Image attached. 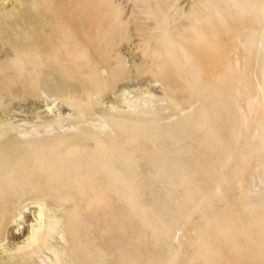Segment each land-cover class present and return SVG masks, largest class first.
Wrapping results in <instances>:
<instances>
[{"label":"bare ground","instance_id":"6f19581e","mask_svg":"<svg viewBox=\"0 0 264 264\" xmlns=\"http://www.w3.org/2000/svg\"><path fill=\"white\" fill-rule=\"evenodd\" d=\"M2 1L4 2L5 0H2ZM98 1L99 0H89L88 3L86 5H84L83 3H81V0H6V3L7 2L8 3L6 5L4 4V6H2V8L0 9V11L2 13H4L3 16L4 15H11V14L13 15V13L17 14L18 13L17 8L19 5L25 6L27 8V10L30 11V16L25 18V20L21 19V21H20V19H18L19 20L18 22L10 23V22L4 21L5 23H0V27H3L6 29V31H0V83L2 84V86L7 88V94H5V95L13 96L14 98L16 96H18V97L22 96L23 98L25 97L27 99H32V100L34 99V97L39 96L38 101L35 100V103L32 106L31 111H32V109L34 110V112L38 109H43V110H46L47 113H49V116L45 117V119H44L45 121H42L41 125H36L35 128L33 127L32 128L33 130H31L30 132L26 131V130L25 131L23 130L21 132L19 131V133L21 135H23V134L27 135L28 134L29 135V136L27 135L29 137L28 139H21L18 136V134H19L18 133L17 136L16 135L6 136V137H4L5 139L1 138L2 141L0 140V264H14L16 261V258L29 261L36 256L39 257V262L36 264H86L85 261L87 262L89 257H90V259H92L93 257L90 256V255H92V253H90L89 250H87V252H86V246L84 243L85 240H83V235H82L83 233L81 232L82 231L81 229L84 228L85 226L84 227L81 226L82 228H80V224H82L80 222V219H79L80 212L83 211V212H85L84 214L88 215L87 214L88 211H90L89 213H91L92 210H96V209L98 210L99 207L104 208L105 206H107L109 204L108 202L112 201V200L108 201L109 196H112V195L114 197H118L120 200H122V199L124 201L126 200V202H128V204L133 201L134 196H136V193L134 194L133 187H131L130 183H128L126 181L127 176L129 174L128 173L129 171L127 170V168H128V165L131 164L127 159L131 158L132 154H135V153L138 155V157L132 156L133 158H139V155H141L140 157H142V159H143L144 156H142V152H143V150H147V149H143L146 146L142 147V145L145 141L150 143V145L152 146L151 149L153 151V152L151 151V153H153V154H150V153L146 154L145 153L146 154L145 159L148 158L147 155H151V157H152V158L148 159V163H149L148 165H150L149 160L150 161L155 160L151 165V167H153L154 172L153 173L151 172V174H150V172L148 173L145 170L149 174L148 178H147V176H145V178H146L147 182H148V180H149V182L152 181L153 185H154V182H155V184H156V182H159L162 187H164L165 184L168 186L171 185L170 184L171 180L168 179V177L170 178V176L173 175L172 174L173 172L172 173L170 172L171 173L170 175H165V174H169L168 171H170L172 168L178 169L179 168L178 166H181V165H179V162L177 163L178 159L175 160L176 158L180 159V157H181V156L175 157L176 154H178L177 153L178 151L181 153L184 152V154L186 153L185 155H188L187 153H189L191 158H188V159L192 160L194 158V160H192V163L195 162V164L193 166L191 165L192 163L190 164V166H192L193 168H195L196 167L195 165L197 163H200V162H202L203 164L205 162V164L207 163V166H208V164H212V163L223 164L227 160L231 159V157H232V159L233 158L237 159V157L232 156V155H234L235 152H237L239 150V148H241V151L239 150V152L237 154L240 153L241 155L244 156V158L245 157H247V158H250V157L254 158L255 157L256 158V156H257V153H256L257 149H254L248 142L242 141L243 142L242 143L241 140H239V139H242L241 137L244 134L245 135L247 134L248 130L249 131L252 130V133H254L253 131L256 130V127L254 129V126H255L254 125L253 128L251 127V129H248V130L246 129V133L242 132L243 131L242 128L244 129L245 127L247 128L248 126L250 128V125H247L248 122L247 123L245 122L246 126L243 127L244 122L242 121L243 125L241 126L240 122L237 120V118L234 115H230L227 113L228 110H227V103L226 102H227V100H228L227 98L230 96V94H229V92L227 93L225 91L226 88H224L229 83V72L232 70L231 62H232L233 55H231V53H232L231 49L233 48L234 51H235V49L237 50L238 44L236 42H238L237 39L239 37H241L243 28H241L239 25L235 29H233L227 36L229 38V40L232 39L231 40L232 46L228 44L229 46L224 47L221 44H220V46L218 45V41L221 40V36H222L218 25L219 26L222 25V14L224 12H230L231 14H235V15L236 14L242 15V13H246V14L253 17L255 15L254 9L256 6H258V8H260V10H258L260 12L257 11V13L260 14L262 16V19L264 20V0H261L260 2L258 0H215L213 2L211 1L212 3H210L211 7L209 9L204 7L203 11H196V9H193L191 7L193 2H191V4L189 5V7L187 9L181 10L178 8V11L176 10L175 21H178V24H175V23L170 24L169 23L170 29L175 28V31L171 34L167 33V30L165 27V22L163 21L161 13H159V14L156 13L155 8L157 7V5L154 2H153L154 3L153 6H146V5H142V4L136 6L134 4L135 7L133 10L135 12H137V15L136 14L133 15L132 14L133 11L131 10L132 11V12H130L131 15L127 16V14L129 13L127 11V14L125 16H123L117 20L115 15H114L115 10L111 11L110 6L107 5V3L110 2V0H109V2H107L105 4H98ZM162 1H165V0H162ZM0 3H2V2L0 1ZM122 6H125V5L123 4ZM131 6H129V7L131 8ZM166 9H168V7ZM196 12L198 15L196 14ZM170 14H172V13H170ZM258 14H257V16H258ZM242 16H244V14ZM24 17H26V16H24ZM8 18H9V16H8ZM125 19L127 22L126 24H132V26L129 28V30L131 29L132 32L129 34V37H130L129 41L127 43H125L124 46H122L123 48H121V46H120V48L122 49L121 52L123 50H124L123 52H128V53L131 52L133 54V56L138 57L139 62L143 63L144 71L148 72L149 74L152 75L151 76L153 78L152 80L155 83H159L161 93L163 92V96L166 99H168L170 102H172L173 107H175V106L178 107L177 104L180 102L179 98H182L181 101L183 99L188 100V101L191 100L192 103H194L195 105L198 104L197 108L195 107V110L191 114L189 113L188 115H184V116L182 115L183 117L182 118L180 117V119L178 118L177 121H174L173 123L169 122V125L167 124L166 126H161V127H159L158 125L156 127L153 126V121L138 122L135 120L133 122L131 121V124L129 123V125L128 126L126 125V128H124L125 127V120H124V117L121 116L120 118L123 120L119 119L117 121L110 122V124L108 122H106V125L109 127V129L112 132L114 131L113 135H111L110 132L108 133L110 136L108 138L106 137L107 132L103 131V125H99L100 126L99 130H96L95 128H93L91 126H86V127L81 126L78 128L77 124L75 126L74 123H73L74 125L69 126V127H71V129L76 131V132H79V133L82 132V134H80V135L70 134L68 136H65L64 134H62V135L60 134L62 137L56 138V139L49 137V136H51L50 134L53 135V132H51L52 126L56 125L60 128H63L62 122L64 120L61 119L59 116H57L58 114L57 115H51L50 114V112H52L50 110H52V109L50 106H48V102H47L48 98H47V96L44 95L45 94L44 92L53 91L57 96H60V97L64 95L63 97H61V99L60 98L59 99L64 104L66 103L67 106H69V102H68V99L66 98V95H70L71 98L73 97L75 100H77L75 102L76 103L75 105L78 107V105L85 104L84 103L85 101H88V100L94 101L96 96L101 93L103 88H106V86H108V84L113 83L114 80L120 78L121 74L118 71L119 69H117V67L121 63V59L120 60L115 59L114 57H115L116 52L114 51V49H113L114 52L113 51L110 52L109 47H110V45H112L111 42L114 41L116 43L118 41V40L117 41H115V40L117 38L118 33L120 31H122V29H123L122 22H124ZM3 20H5V19H3ZM122 20H124V21H122ZM0 21H2V20L0 19ZM171 21H168V22H171ZM245 21L246 20H244V22ZM244 25L246 26V24H244ZM246 27H245V29L248 28V27L247 28ZM3 28H2V30H3ZM222 29H223V27H222ZM224 29H226V26ZM223 31H225V30H223ZM253 31L254 30H252V32ZM244 32L248 33V31H246V30H244ZM9 37H11V38H9ZM250 37H251V34H250V36L247 37L245 42H242L240 40L241 41L240 46H242L240 48H243L244 51L247 53V55H249L251 53L252 46H254L253 43L251 44L250 40L248 39ZM254 37H255V35L252 36V38H253L252 42H254V44L256 45L257 48H260V49H262V51H264V32H263L261 39L258 41H256V39ZM244 40H245V38H244ZM257 48H256V51H257ZM118 51H119V49H118ZM230 51H231V53H230ZM236 52H238V51H236ZM240 53L243 54V51ZM253 53L254 52H252V55L250 54L249 56H252V59L253 58L255 59L256 57H254V56L256 54L253 55ZM263 54H264V52H263ZM257 55H258V53H257ZM241 58L245 59L246 56L245 57L242 56ZM258 58H256V59L259 60ZM257 60H256V63L259 65H257V64L255 65L254 64L255 61L253 62L250 59V62H253L254 66L251 67L250 63L249 64L246 63L247 64L246 67L249 68V66H250L251 69L254 67L255 68L259 67V69H258L259 75L258 76H260V79L257 76L258 81H260V83H261V84H259V88L264 91V58L261 59L260 63ZM245 61L246 60H244L243 63ZM236 64H239V63H236ZM237 67H238V65H237ZM237 67L235 66V68H237ZM243 68H245V67L243 66ZM239 69L237 70L238 72H240L242 68L240 70ZM242 70L244 71L245 69H242ZM246 70L248 72L250 71V69H247V68H246ZM252 70L254 72V69H252ZM103 73H106V76H103ZM243 73L245 74V71ZM243 73L240 72V75H242ZM237 76L239 77L238 73H237ZM244 78H245V76L243 77V75H242L241 79L244 81V84L247 81L246 87H248L247 84H250L248 82L250 79H248V77H246L245 78L246 81H245ZM46 80L48 82H45ZM236 80L238 81L239 79H236ZM154 82H153V84H154ZM233 82H235V81H233ZM238 83H241V85H238ZM238 83H237V85L235 83L236 87L237 86L242 87L244 85V84H242V82H238ZM252 86L250 85V87H252ZM124 87H125V85L120 88V92L123 93V95H124V93L128 92L127 89H125ZM252 88H250V90ZM237 89H239V92H240V88H237ZM243 89L245 91V85H244ZM234 90H233V92L236 91V90L235 91ZM244 91L243 92L241 91V92L244 93ZM246 91H248V89ZM2 93L4 94V92H2ZM2 93L0 92V94H2ZM42 93H44V94H42ZM245 93H247V92H245ZM250 94L251 93H249L248 96L246 94H244V96H243V94H239V95H242L243 97H245V100H247L248 97L250 96ZM243 97H241L240 99H238L236 97L238 100H235V101H238L240 104V101L243 99ZM25 98H24V100H25V102H27L28 100L26 101ZM50 98H49V100H50ZM154 100H155V98H154ZM154 100H153V96L148 97V98L144 97V98H140V99H135L134 101L131 102L130 108L135 113L136 112L140 113V115H141V113H146L145 115H147V112L152 114L151 112L154 113L156 110H160V107L158 108V104H156ZM245 100L243 99V102H245ZM158 102H159V100H158ZM236 103L234 105H236ZM245 103H248V102L246 101ZM28 104L30 105V103H28ZM28 104L27 105L25 104L27 106V108L23 106L24 108H26V111L28 109ZM169 104L171 105V103H169ZM237 106L238 105H236V107ZM19 107L21 108V105ZM168 107H170V106H168ZM239 108H240V106L237 107L238 110H239ZM8 110H11V109H8ZM22 111H19V112L21 113ZM31 111L28 110V112H31ZM1 112H2V110H1ZM1 112H0V137L2 135H4L5 132H6V135H8L7 134V132H8L7 125H8V120H9L8 119L9 117H6ZM23 112H25V111H23ZM159 112L161 113V111H159ZM159 112L156 111V113H158V114H159ZM151 116H154V115L152 114ZM245 118H247V117H245ZM144 119H146V118H144ZM10 120H11V118H10ZM243 120H244V118H243ZM248 124H251V126H252L254 123L250 121ZM40 126H42V128ZM146 126H147V128L150 127V130L146 129ZM239 126H241L242 128L240 129ZM141 127L143 129H141ZM151 127H154V128H152V130H151ZM38 128H41L42 130H39ZM144 128L146 130H144ZM135 129H138V130L135 131ZM262 130H263V132L261 133V135L258 139V143H259V145L261 144L263 146L264 144H262V143L264 142V126H263ZM198 132H200V133H198ZM196 133L198 135L200 134V136H197ZM252 133L248 132V134H250V136ZM248 134L246 136H249ZM255 134L256 133L253 134V140L256 139V137L254 136ZM45 135H46V137H44ZM101 135H103L104 138L103 137L101 138L100 137ZM193 135H195V136H193ZM27 136L25 138H27ZM142 136L144 139L140 138ZM22 138H24V137H22ZM162 138H165V140H162ZM186 140H188L189 142L188 141L186 142ZM190 141H192L196 145ZM164 142L167 143L166 144L167 149H165V150H168V151H166V152H165V150L162 152L163 146L165 145ZM185 142L190 143L189 146H192V145L197 146L198 149L196 147H194V148H196V150L191 148V147L187 148L186 146L182 145V144H185ZM129 145H131V147H135V148L130 149ZM238 145H240V147L239 148L237 147L238 149L236 151L235 148ZM151 146H149V147H151ZM187 146H188V144H187ZM172 147H174V148L172 149ZM160 149H161L162 155L163 154L166 155L168 153V155L165 156L166 158L168 157L167 160H165L166 158L164 159V156L162 157V155L160 153L157 154V151H160ZM199 149L201 151H203V153L205 152L204 153V154H206V156L204 157L205 159H201V157L203 158V155L200 156ZM234 149H235V152L233 151ZM262 149H263V147H262ZM138 151H139V153L141 152V154H139ZM154 151H156V152H154ZM169 151L172 153V155H173V153L175 154V156L173 155L175 157V159L172 158L173 156L171 157V155H169V153H170ZM117 154H119L118 156L120 158L118 160H116L117 158L115 157V156H117ZM154 154H157L158 157L160 154L161 155L160 158H163L161 160H163V162L166 161L165 163H163V162L161 163L162 168L157 164L159 161L156 163V158L158 160V157H156V155L153 156ZM192 154L194 157L192 156ZM214 155L217 157H215ZM241 155H239V156H241ZM258 155H259V152H258ZM127 156H129V157L127 158ZM207 156H208V158H206ZM243 156H242V158H243ZM262 156L263 155L261 154V157ZM154 157H156V158H154ZM258 157L259 156H257V158ZM121 158H122V161H121ZM182 158L183 157H181V159ZM145 159L143 161L139 160V162L141 161V166L145 163ZM238 159H239V157H238ZM240 159H241V157H240ZM258 159H260V158H258ZM258 159L256 160V162L259 165L264 166V160H263L264 158L262 159L263 160L262 162L261 161L258 162ZM131 160L132 159H130V161ZM135 160H137V159H135ZM231 160H230V162H231ZM244 160H241V162L239 160V163L237 162V165L238 164L242 165V162ZM248 160H245L244 161L245 163L244 162L243 163L246 164ZM125 161H127V163L129 162V164L126 165ZM167 161H169V162H167ZM250 161L252 162V160H250ZM137 162H138V160H137ZM169 163L171 165H169V167H167ZM134 164L137 167L139 165V164L137 165L136 161H135V163H133V166H134ZM164 164L166 167L163 168ZM187 164H189V163L187 162ZM187 164L183 163L182 166H185V165L187 166ZM148 165H147V168L149 167ZM233 165L231 164L232 169L234 168ZM255 165L257 166V164H255ZM145 166H146V164L143 166V168ZM198 166H199V164H198ZM200 166H202L201 168H203V170L205 168L210 169V170L209 169L205 170L207 172L206 174H202V173L201 174L205 176L204 182H206L207 179L211 180V183H209L210 184L209 186H211V185L212 186H211V189L207 190V187H206L207 183H208L207 182L205 186H204V184L202 185L203 187H206V189H204L200 185L199 190H201L202 193H203V191L205 192V190L209 191L210 192L209 195H212V194L214 195L215 193H221V190L225 189L224 187L221 186L223 184V183L221 184V182L223 181L222 174H221L222 168L220 167L221 169H219L218 167L214 166L215 169L217 168L216 171H218V169H219V171L221 170L219 173L220 175H215L212 173L213 172L212 169H214L213 165H210L211 167L210 166L207 167L206 165L205 166L200 165ZM228 166H229V164H228ZM238 166L235 167V170L239 168ZM192 167L190 169H191V171L192 170L194 171V169ZM129 168L131 169V167H129ZM197 168L198 167H196V170L199 169V168L198 169ZM225 168L223 167V170ZM243 168H244V166H243ZM162 169H164L163 170L164 172L162 171ZM228 169L230 170V168L227 167L226 170H228ZM178 170L180 171V172L178 171L179 174H176V172H177L176 169L174 170L176 172H175V175H173V176L176 179L174 177H171V179H174L177 181V177H178V180H179L178 182H180L181 185L184 184V186L182 188H184V187L185 188H184V190L182 189L183 191H181V192H183V194L180 193V197H181V200L183 202H178L177 199H179V196L176 197L174 195V193L176 191L172 190L171 187H169L170 188L169 190H166L167 192H165V194H164L165 197L163 195L162 199H160L161 198L160 196L164 193V192L163 193L161 192L162 189L160 190V193H162L161 195L159 193H157V191L154 194L155 196H156V194H159L158 197H160V198H158V199H160V200L157 201L160 204L159 209H162L163 207H167V208H164L165 210L163 211V215H162V213H160V211H158L162 216L159 219V223H157L156 222L157 220H155L153 222L154 224H152V225L159 224V228L161 225L163 230L164 229L170 230L171 228H173L174 223L176 221V219H175L176 215H177V218L178 217L180 218V216H181V219H183L184 215H185V217L187 216V219H188L187 214L189 212H191L192 210L189 211L188 209H191V208H184V207H186V205H188L187 203L192 205V209H196V212L197 211L200 212L199 208L197 210V206H199V205L205 206L207 204V202H209V203L211 202V200H210L211 197H209V198L207 197L208 201L206 200V204H201V203L199 204L197 202L198 201L197 198L200 195L199 196L198 195L193 196V199L195 198V200H192V195H194L193 194L194 191L195 192L199 191L198 187H197V185H198L197 183L200 184L202 181L197 182L198 180H196V179H198L199 177L197 176L198 177L197 178L195 175L196 178L194 179V177H193L194 173H193L191 178H189L193 182L192 183L186 178V176L189 177V175L192 174L191 172L190 173L188 172L186 175L185 173L187 172V170H184V171H181V169H178ZM226 170L224 172L228 173ZM216 171H215V173H216ZM126 172L128 173V174H126L127 176H125ZM232 172L229 173L230 174L229 176L234 175V174H235V176H237V173H235V172L232 173ZM236 172H238V171H236ZM131 174H132V172H131ZM148 174H146V175H148ZM96 175L100 176L102 183L98 182L99 178H98V180L95 179ZM135 175H137V174L135 173ZM226 175H228V174H225L223 176L226 177ZM138 177H140V180H141V176L137 175V178ZM150 177L153 179L150 180ZM192 177H193V179H192ZM137 178L134 177V179H136V180H137ZM164 178L168 179L170 181L165 182ZM184 179H186V180H184ZM199 179H202V176ZM193 180H196L197 183L195 184ZM226 180H228V178ZM229 181L231 182L230 179L228 180V182ZM137 182H138V180H137ZM178 182H176V183L178 184ZM136 183L134 185H136L135 187L138 189H139V187L142 188V186H144V184L142 186H138L141 184V182H140V184H138L139 182L137 184ZM174 184H175V182H174ZM174 184H172V185H174ZM230 184L232 185V183H230ZM233 184H234V182H233ZM160 185H159V187L161 188ZM181 185H180V187L178 186L180 189H181ZM224 185H226V186L228 185L227 188H229V183L224 184ZM231 185H230V187H231ZM149 186H152V184ZM174 186H173V188L177 187V186L176 187H174ZM220 186H221V188H220ZM72 188H74V189H72ZM164 189H166V186L164 187ZM149 190H150V188H149ZM145 191H146V188H145ZM145 191H144V193L142 192L143 195L146 194ZM31 192H36V193L44 195V196H51V197L53 196V198H55V199H53L51 205L48 206L39 197L34 198L33 204L36 205V219H35V223L30 225L28 235L19 244L17 243L15 245L10 246V247L5 246L4 241L6 238V234L9 230L10 224H12V222H16L17 220L22 218V214L20 212H18L17 214L15 213L16 215H10V213L13 210L15 211V209L12 208L13 210L10 212V210H9L10 204L14 199L20 198L22 196L24 197V195L26 193H31ZM158 192H159V190H158ZM223 192L225 193L226 191L223 190ZM223 192L221 193V194H223V196L221 194L220 195L218 194V195L221 197L220 200H222V198H223V201H224V198H227L228 195L225 194V196H226L225 197ZM138 194H140V193H138ZM197 194H198V192H197ZM246 194H247V190H246ZM246 194H245V196H246ZM173 195L177 199L176 198L172 199ZM176 195H179V193ZM202 195H201V197H202ZM204 195H205L204 196V198H205L207 195H206V193ZM261 195H262V192H261ZM261 195L259 196L260 198L262 197ZM124 196H125V198H124ZM196 196H197V198H196ZM252 196H254V195H252ZM146 197H145L146 200L149 199V201H150L152 199V198H150V196H148V199ZM151 197H152V195H151ZM212 197H213L212 199L218 198L216 195H214ZM241 197H242V195H241ZM247 197H249L248 194L245 197V199ZM189 198L191 200H188ZM251 198H253V197H249V200ZM257 198H258V196H257ZM169 199L172 201L169 202ZM202 199L200 201H202V203H204L205 200H202ZM235 199L237 200L238 196H237V198H234V200ZM253 199H252V202H253ZM142 200L139 201V204H144V203H141V202L145 201L144 197H142ZM186 200L189 202H187ZM230 200H227V203L232 206L231 203H233V202L229 203ZM255 200H256L255 204L258 203L257 199H255ZM263 200H264V198H263ZM117 201H115V202H117ZM149 201H147L146 203H148ZM154 201L155 200H153V202H149V204L154 203ZM190 201H191V203H190ZM194 201L197 202V204H198L197 206H195V205L193 206L194 203H192V202H194ZM258 201H260V200H258ZM262 201H260V203H262ZM157 202H155V203H157ZM219 202L220 201H218V203H217V201H215V202L213 201L212 205L211 204H209V205H211V207H213V205H214L213 203H217L219 205V204H221ZM184 203L186 205L183 207ZM120 204H121V202H120ZM120 204H118V205H120ZM139 204L138 205L136 204V207L141 206ZM157 204H154L151 206L144 204V207L148 206V207H145V208H147V210L152 207V209H149L150 210L149 213H151V211L153 210V206H155L156 210L158 209ZM248 204H249V202H248ZM30 205H32V204H30ZM229 205L226 204L227 207ZM234 205H235V203H233V207H235ZM243 205L241 204V206H243ZM245 205H247V203ZM25 206L21 207V209L26 210V208H24ZM111 206L112 205L109 204L108 209L112 211L114 207L112 208ZM114 206H116V205H114ZM181 206L185 209V211H188V212H186V214L185 213L182 214V211H184V210H182ZM110 207L112 209H110ZM123 207H124V205H123ZM187 207H191V206H187ZM194 207H196V208H194ZM128 208L126 210H128ZM145 208H144V210H143V207H142V209L139 208L138 212H139V210H141V212H139V213L136 212L138 214V216H139V214L142 215L141 218H143V219L138 217V218H140V220H142L141 221L142 225L138 223L139 225H141V227L143 226L142 228H144V225L146 224L144 221V218L146 219V217H148V218L150 217V215L149 216L147 215L148 211H146ZM204 208H207V206ZM216 208H214V209H216ZM220 208H218V209H220ZM209 209H210V212L215 211L214 209L211 210L210 206L208 207V210ZM231 209L233 210L234 208L231 207ZM104 210L107 212L109 211V210H106L105 208H104ZM120 210H122V212H123V215L122 214L121 215L124 216L125 213H124L123 209L120 208ZM171 210L172 211L174 210L173 214L175 213V215H174L175 217H170L171 216L170 215ZM205 210L207 212V209H205ZM226 210H229V209H226ZM143 211H145V212H143ZM216 211H217V213L218 212L219 213L217 214ZM216 211H215V214H217V217H218V219H220L221 222L223 221L222 224L220 222V223H218L220 226H218V225H216V226L214 225L213 227L210 226L212 228L210 229L209 232H208L206 227H203L202 229H200L201 234L206 236V233H208L207 234L208 236L210 234L209 237L214 235V238H215V235H216V238L218 237L217 235H219L221 237V244H222V246L224 245L222 248L225 247V249L227 248V250H230V252L237 255V257H236L237 261L240 258L241 254H242V256L245 254H247V255L250 254V253H248V251H246V249L248 250V248L251 251L255 250V248L251 249V247H254V246H260L258 249H260L262 247L264 248V241H263L264 235L261 236L262 238L260 237L261 239H259V241H257V239H254V238L252 239V234L255 236L259 235V234L260 235L264 234V206L262 207V210L258 214H256L257 210H256V213L254 214L251 210L246 211V209H245L244 214L248 217L246 218L244 223L234 222L236 219H234V220L230 219L229 215H227V214H225V215L223 214L224 216L222 215L221 218H219L221 215L220 210L216 209ZM223 211H224V208H223ZM152 212H155L153 214L155 216L157 211H152ZM158 212H157L156 216H158ZM196 212H193L192 214L194 215V214H196ZM199 212L196 214V215H199L198 216L199 219L197 218L198 221L200 220V217L203 215L202 213L199 214ZM202 212H204V210H202ZM213 212H212V214H213ZM108 213H106V214H108ZM117 213H119V212H117ZM209 213L207 214L208 217L210 215L212 216V214L211 213L209 214ZM238 213H240L239 210H238ZM104 214H103V212L101 213V215H104ZM110 214H111V217H113L114 214L117 217L120 213L116 214V212H110L108 215L110 216ZM173 214H172V216H173ZM81 215H83V214H81ZM108 215L107 216L105 215V216L108 217ZM153 215H151V217H150V218H152V220L149 218L150 222H148L146 220L150 224L149 225L150 227L147 226V224H148L147 223L146 228H144V229H147V227L149 228L148 230L152 229L151 228L152 227L151 221H153ZM207 215L204 214V217L206 218ZM232 215H234V214L232 213ZM167 216L169 219L167 218ZM182 216H183V218H182ZM189 216H191L190 213H189ZM213 216H214V214H213ZM230 216H231V214H230ZM84 217H85V215H84ZM89 217L93 218L94 215H93V217L92 216H89ZM124 217H126V215ZM129 217H130V215H129ZM129 217H128V219L130 221L132 218H129ZM87 218H88V216H87ZM87 218H86V220H87ZM91 218H89V219H91ZM113 218H115V217H113ZM154 218L156 219V217H154ZM96 219H97V217H96ZM118 219L116 218V224L117 223L119 224V222L121 221V219H120V221H117ZM125 219H127V218H125ZM190 219L191 218H189V221H190ZM201 219H202V217H201ZM218 219H217V221H219ZM244 219H245V217H244ZM135 220L139 221L138 219H134V221ZM208 220H211V218L210 219L208 218ZM101 221H102V219H101ZM214 221H216V220H214ZM104 222H105V220H104ZM131 222L132 221H130V223L128 222L127 226L130 227ZM143 222H144V224H143ZM201 222H202V220H200L199 223H201ZM111 223H113L111 226H113L115 224L114 222H111ZM111 223H109V225ZM125 223H127V222H125ZM133 223H136V222H133ZM90 224H92V223H90ZM138 224H136V225L138 226ZM88 225H89V223H88ZM102 225L104 226V224H101L100 226H102ZM120 225L124 226V223L119 224V227H114V228H116V231L113 228L108 229V230L109 231L114 230L116 233H117V231H120L121 234L119 233V236H122L124 231H122L123 229L120 228ZM133 225L134 224H131L130 228L134 227ZM210 225H211V223H210ZM127 226H125V227H127ZM129 227H127L126 229H128ZM136 227L134 228L135 233L138 230ZM141 227H139V228L141 229ZM96 228L100 229L97 226H96ZM130 228H129V230H130ZM191 228H193V230H194L193 226ZM195 228H198V227L195 226ZM88 229H86V230H88ZM134 229H132V231ZM144 229H143V232L145 234L146 230H144ZM154 229H156V227H153V231H154ZM102 230H103V228H102ZM105 230H107V229L105 228ZM148 230H147V232L151 231V230L150 231H148ZM193 230L191 229L190 231L193 232ZM197 230H199V229H197ZM97 231H99V230H97ZM97 231H95V232H97ZM160 231H157V233H155L157 235L159 233L158 236L160 238L154 239L155 240V242H153L154 245L156 244V242H159L160 239L165 238L168 241L169 235L167 236V238L166 237L162 238ZM84 232L86 233V231H84ZM88 232H90V230H88ZM91 232H92V230H91ZM101 232L105 233V231H101ZM101 232H100V234H101ZM139 233L142 234L141 231ZM162 233L164 235L172 234V232L171 233L167 232V234H165L164 231ZM189 233H191V232H189ZM86 234H84V235H86ZM124 234L123 235L125 236V238L122 236V240H121L122 243L123 242L125 243L124 240H126V242H127V239H128V237H126L127 233L124 232ZM128 234H127L128 236H131L129 238L132 239L133 236L130 235L131 232L128 231ZM55 235H58L59 240L62 242L61 248H56L53 245L54 243L52 244V240L54 239ZM106 235H104V236H106ZM145 235L147 236V234H145ZM150 235L152 236V234H150ZM115 236H117V234ZM115 236H113V237H115ZM154 236H156V235H154ZM158 236H156V237L158 238ZM240 236H242L243 239H241ZM259 236H258V238H259ZM107 237H108V235H107ZM111 237H112V235H111ZM231 237H235V239L239 238L240 240H243V241H242V243H235V242H232V240H234V239L231 240ZM119 238L121 239V237H119ZM134 238H135V236H134ZM146 238L148 239V237H146ZM187 238H188V235H187ZM191 238L190 239L188 238V239L192 242ZM194 238H195V236L192 239H194ZM214 238H212L211 240H213ZM101 239H103V238L101 237ZM120 239H118L117 241H119ZM183 240H185V239L183 238ZM189 240L186 239V241H188L187 243H190ZM207 240L210 241L209 239H207ZM132 241L134 242L135 240L133 239ZM142 241H143V239H142ZM167 241L164 240L165 245H170V244H166ZM237 241H238V239H237ZM92 242L93 241H91V243ZM102 242L103 241H101V243ZM133 242L132 243L128 242V243H130V244L138 243V241L135 243H133ZM162 242H163V240H162ZM177 242H179V240ZM111 243H113V242H111ZM128 243L126 244V246H128ZM140 243H141V241H140ZM150 243L151 242H149V244ZM179 243H181V242H179ZM211 243H212V241H210L209 244H211ZM215 243H218V241ZM146 244L148 245V243H145L143 249L145 248ZM161 244H159V243L157 244L158 247L160 246L159 248H161V246H162ZM185 244L186 243H184V245ZM94 245L95 244H93L91 246H94ZM139 245H140L139 247L142 248V244H139ZM157 245H156V247H157ZM181 245H179L180 247H177V249L180 248L179 253L181 250ZM187 245H189V244H187ZM215 245H217V244H215ZM106 246L109 247L108 244H106ZM117 246L119 247L118 243L116 244V247H114L113 249L116 250L118 248ZM133 246H135L134 248H136L137 244H135ZM149 246L150 245H148V247ZM130 247H131V245L129 246V248ZM93 248H97V246L95 245V247H93ZM123 248H128V247L122 246L121 251L122 252L124 251V254H126V255L129 254L128 256H130V253H133L132 251H129V252L127 251L128 252V254H127V253H125L126 250H123ZM150 248H151V246H150ZM152 248H155V247H152ZM164 248L167 249L169 247L167 246V248H166V246L164 247V245H163L162 248L160 249V251L163 250ZM187 248L189 249L188 246H187ZM89 249H91V248H89ZM140 249H139V251H140ZM143 249L140 251V253H142ZM212 249L213 248H211V250H210L208 248L207 243L205 242L203 237L201 238V235H200V239H197V243H196V247H195V253H193V254L195 257H198L202 260V264H213V263L225 264V263L221 262L223 260V258L221 256L220 252L223 251V255H226L225 253H228V252L225 251V253H224V250L217 252L219 250L213 251ZM258 249L254 252L255 253L258 252ZM262 249L260 250V252L264 251V249L263 250ZM107 250L108 249H106V252H107ZM128 250H130V249H128ZM132 250H134V249H132ZM176 250L174 253H177ZM101 251H99V252L101 253ZM117 251H118V249H117ZM117 251H116V253H117ZM43 252H48L49 256L48 257L42 256ZM102 252H105V251H102ZM111 252H112V250H111ZM147 252H148V250H147ZM147 252L145 253V249H144V253L147 254ZM149 252L151 253L152 251L149 250ZM252 252H251V254H252ZM170 253H169V255H170ZM174 253L171 254L170 256L173 255V257H174ZM179 253H177V255ZM95 254H97V253H95ZM105 254H107V253H105ZM124 254H122V255H124ZM135 254L136 253H134V255ZM151 254H150V256H152ZM229 254H227L225 257L227 261H228V255ZM111 255H113V254H110V256H108V258L112 259L113 256L111 257ZM122 255H120V256L122 257ZM134 255L132 254V258ZM141 255L143 256V254H141ZM154 255H156L155 256L156 260L153 259V261L157 262V259H158L157 255L158 256H160V255L155 254V253H154ZM238 255H240V256H238ZM250 255H249V257H250V260L252 261V257H255V254H254V256H252V255L250 256ZM257 255H260V254H257ZM115 256L117 257L116 254H115ZM120 256H119V261L114 262L115 264L117 262H121V259L125 257V255L122 258ZM144 256L147 257L148 255H144ZM99 257H101V255H99ZM134 257H135V259L131 258V260H133L134 263L137 264L140 261L139 260L140 257H137V255H135ZM149 257H147V258H149ZM166 257L167 256H165V261L162 260V262H164V264H166L165 262L168 261L170 258V257H168V260H166ZM178 257H179V255H178ZM233 257H234V255H233ZM233 257H231V259ZM97 258L98 257H96V260L99 259V258L98 259ZM176 258H175V260H176ZM185 258H188V259L191 258V254H190V256H187ZM185 258H184V260H185ZM245 258H246V256H245ZM125 259L127 260V257H125ZM136 259L138 262L136 261ZM160 259H161V256H160ZM162 259H163V256H162ZM188 259H186V260L188 261ZM241 259H243V258H241ZM92 260L94 261V259H92ZM92 260L88 261L87 263H89V262H91L90 264L99 263V262H93ZM99 260H101V262H105V261H107V258H106V260L102 259V258ZM123 260L124 259H122V261ZM128 260L130 261V259H128ZM142 260H144V257ZM145 260L143 261V264H146ZM227 261H226V263H227ZM233 261H234V258H233ZM246 261H248V259H246ZM256 261L264 264V254L258 256L255 259V262ZM132 262L131 261L130 262L125 261L124 263L122 262V264H131ZM162 262H157V264H159V263L161 264ZM186 262H184V263H186ZM199 262H201V261H199ZM199 262L196 261V263H199ZM223 262H225V261L223 260ZM236 262L234 261V263H236ZM241 262H242V260H241ZM114 263H112V264H114ZM188 263L189 262H187V264ZM229 263L232 264L231 262H229ZM254 263L252 262L251 264H254ZM148 264H150V261ZM152 264H156V263H152ZM243 264H244V261H243Z\"/></svg>","mask_w":264,"mask_h":264},{"label":"rangeland","instance_id":"374dc122","mask_svg":"<svg viewBox=\"0 0 264 264\" xmlns=\"http://www.w3.org/2000/svg\"><path fill=\"white\" fill-rule=\"evenodd\" d=\"M2 3H0V9L2 8V6H4V4L6 5L7 3H6V0L3 2L2 0H0ZM88 1L89 0H81V3H83L84 5H86L87 3H88ZM100 1V2H99ZM98 1V4H105V3H107V2H109V0H99ZM127 3H125V2ZM170 1V2H169ZM184 1V2H183ZM206 1V2H205ZM213 1H215V0H165V1H162V0H110V2L109 3H107V5H109L110 6V10L111 11H114V15H115V17H116V19L118 20L119 18H121V17H123V16H125L126 14H127V11L129 12L128 14H127V16H129V15H131V13L130 12H132V14L133 15H137V12H135L133 9H134V7H135V5L136 6H138V5H140V4H142V5H146V6H153V4L154 3H156V5H157V7L155 8V11H156V13L157 14H159V13H161V15H162V18H163V21L165 22V27H166V30H167V33L168 34H171V33H173L174 31H175V28L174 29H170V24H178V21H175V15H176V10L178 11V8L179 9H181V10H185V9H187L188 7H189V5L191 4V2H193V4H192V8L193 9H196V11H203V9H204V7H206L207 9H209L210 7H211V4L210 3H212ZM259 2L261 1V0H258ZM154 2V3H153ZM116 3V4H115ZM118 3V4H117ZM133 3V4H132ZM165 3V4H164ZM167 3V4H166ZM183 3V4H182ZM125 5V6H122V5ZM135 4V5H134ZM169 4V5H168ZM132 5V6H131ZM134 5V6H133ZM22 6V7H21ZM19 5L18 6V13L16 14H14L13 13V15L11 14V15H4L3 16V14L4 13H2L1 11H0V19L2 20V21H0V23H5V22H10V23H12V22H18L19 20L18 19H20V21H21V19L22 20H25V18H27L28 16H30V11L29 10H27V8L25 7V6H23V5ZM83 6V5H82ZM117 6V7H116ZM128 6V7H127ZM129 6H131V8L129 7ZM168 7V9H166ZM181 7V8H180ZM123 8V9H122ZM132 10V11H131ZM173 10V11H172ZM255 11V15L252 17V16H250V15H248V14H246V13H242V15L244 14V16H242L241 14H231L230 12H224L223 14H222V25H218V27H219V29H220V31H221V34H222V36H221V40H219L218 41V45L220 46V44L222 45V46H224V47H226V46H229V45H231L232 46V42H231V40L232 39H230L229 40V38L227 37L228 36V34L233 30V29H235L237 26H239L240 25V27L241 28H243V31H242V35H241V37H239L238 39H237V41L238 42H236L238 45H237V50L235 49V51L233 50V48L231 49V51H232V53H231V51H230V53H231V55H233V57H232V62H231V66H232V70L229 72V83L226 85V87H224V88H226L225 89V91L228 93L229 92V94H230V96L227 98L228 100H227V113L228 114H230V115H234L236 118H237V120L240 122V124H241V126L243 125V122H244V126L243 127H245L246 125H245V122L247 123H249L250 121L251 122H253L254 124L251 126V124H248L247 123V125H250V128H249V126L246 128H242L241 126H239L240 127V129L242 128V132L243 133H246V129L248 130V129H251V127L253 128V126H254V129H255V127H256V130L258 131H253L254 133H256L254 136L256 137V139L255 140H253V134L254 133H252V130L251 131H249L248 130V132H250V133H252L251 134V136H250V134H248V132H247V134L249 135V136H246L245 134V136L243 135L241 138L242 139H239V140H241V142L242 141H246V142H248L254 149H257L256 151V153H257V156H259L258 158H260V159H258L257 158V156H256V158L254 157H250V158H247V157H245L244 158V156L243 155H241L240 153L239 154H237L238 152H239V150L241 151V148H239L240 147V145H238V146H236V151H237V149L239 148V150L237 151V152H235V149L233 150L234 152H235V154L234 155H232V156H235V157H237V159H238V157H239V159L237 160L236 158H233L232 159V157H231V159H229V160H227L226 162H224L223 164H218V163H212V164H208V166H207V163L205 164V162H204V164L207 166V167H209L210 165H213V167L214 166H216V167H218L219 169H221L222 168V171H221V174H222V179H223V181L221 182V186L222 187H224L225 189H222L221 190V193L223 192V190H225L226 192L224 193V196H225V194L226 195H228L227 196V198H224V201H223V198H222V200H220L221 199V197L219 196L221 193H215L214 195H216L218 198V200L217 199H212L213 197L212 196H214L213 194L212 195H209L210 194V192L209 191H206L205 190V192L203 191V193H202V191L201 190H199V187H200V185L202 186L203 184H204V186L206 185V183H207V190H209V189H211V186H209L210 184L209 183H211V180H208L207 178V181L206 182H204L205 181V176L204 175H202V174H206L207 172L205 171V170H207V169H209V168H205L204 170H203V168H201L202 166H200V165H203V166H205L202 162H200V163H197L195 166L196 167H198L197 169L198 170H196V167L195 168H193L192 166L195 164V162L194 163H192V160H194V156H193V154H192V160L191 159H188V158H191V156H190V154L189 153H187L188 155H185L184 154V152L183 153H181V152H177L178 154H176V156H175V154L173 153V155L175 156V157H183L182 159H181V157H180V159L179 158H176L175 159V157L172 155V153L170 152L169 153V155H171V157L172 158H174L175 160H177V163L179 162V165H181V166H178L179 168L178 169H181V171H184V170H187V172L185 173L186 175H187V173L189 172H191L192 174H188L189 175V177L188 176H186V178L190 181V182H192L189 178H191V176L193 175V173H194V175H193V177H194V179L198 176L199 178H201V176H202V179H199L198 177V179H196V180H198L197 182H199V181H202L200 184L199 183H197L196 182V180H193L194 181V183L196 184H198L197 185V187H198V190L199 191H194V195H192V200H195V198L193 199V196H195V195H200L198 198H197V196H196V198H197V202L200 204H206V200H207V197L209 198V197H211V202L209 203V202H207V204L204 206V205H199V206H197L198 204H197V202H192V203H194L193 204V206L195 205V206H197V210H198V208H199V210H200V212L199 211H197L196 212V209H192V205H190L189 203H187L188 205H186L185 203H184V205H183V207L186 205V207H184V208H191V209H188L189 211L190 210H192L191 212H189L190 214H191V216H189V213L187 214L188 215V219H187V216L185 217V215H184V218H183V216H182V218L183 219H181V216H180V218L178 217L177 218V215H176V217L174 216L175 215V213L173 214V211L171 210V213L173 214V216H172V214L170 213V217H175V219H176V221H175V223H174V226L176 227H174L173 226V228H171L170 230L169 229H162V227H161V225H160V228H159V224H156V225H152V224H154L153 222L155 221V220H157L156 222L157 223H159V219L162 217L161 216V214L160 213H162V215H163V211L165 210L164 208H167V207H163L162 209H159V207H160V204H159V202H157L158 200H160V199H162V196L165 194V192H167L166 190H169L170 188L169 187H171L172 188V190H174V191H176L175 193H174V195L177 197V196H179V199H177L174 195H173V197H172V199L173 198H176L177 200H178V202H183L182 200H181V197H180V193H182L183 194V192H181V191H183L184 190V188H182L183 186H184V184H182L181 185V183L180 182H178L179 180H178V177H177V181L176 180H174V179H171V177H174L173 175H175V172H176V174H179V170L177 169V168H172L170 171H168L169 172V174H165V175H170L172 172V176H170V178L168 177V179H170V180H168V179H165L164 178V181L165 182H168V181H170V184L172 185V184H174V182H175V186L174 185H170V186H168V185H166L165 184V186H166V189H164V187H162L161 185H160V183L159 182H156V184H155V182H154V185H153V183H152V181H150L149 182V180H148V182H147V180H146V178H145V176H147V178H148V176H149V172H150V174H151V172L153 173L154 172V170H153V167H151V165H152V163L155 161H150L149 160V162H150V165H148L149 163H148V159L149 158H152L151 157V155H147V157L148 158H146L145 159V156H146V154L147 153H150V154H153V153H151V151H152V146L150 145V143L149 142H144L143 143V145H142V147H144V146H146L145 148H143V149H147V150H143V152H142V156H144L143 157V159H142V157H140L141 155H139V158H133L134 156L135 157H138V155L135 153V154H132V156H131V158H128L129 156H127V160L131 163V164H129V162L127 163V161H125L126 163V165H128V168H127V170L129 171H127L126 173H125V176H127L126 174H128V176H127V179H126V181L128 182V183H130V185H131V187H133V189H134V194L136 193V196H134V199H133V201L131 202V203H129L128 204V202H126V200L124 201L123 199L122 200H120L118 197H114L113 195L112 196H109V199H108V201H111V202H108L110 205H112L111 207L113 208V210L111 211V210H109L108 208H109V204L107 205V206H105L104 208L106 209V210H109L108 212L110 213V212H116V214H119L117 217H116V215L114 214V216L113 217H115V218H113V217H111V214H110V216L108 215L109 213L107 212V211H105L104 210V208H101V207H99V211L96 209V210H92L91 211V213H89L90 211H88V215H86V214H84L85 212H83V211H81L80 212V215H79V219H80V222L82 223V224H80V228H82L81 226H85L84 228H82L81 230V232L83 233L82 235H83V240H85L84 241V243H85V246H86V252H87V250H89V252L90 253H92V255H90V256H92L93 258L92 259H94V261L92 260V259H90V257H89V259L87 260V262L88 261H93V262H99V263H97V264H112V263H114V262H116V261H119V256L120 255H122V254H124V251L122 252L121 251V249H122V246H124V247H128V248H123V250H126L125 251V253H127L128 254V252L129 251H132L133 253H130V256H128V255H126V254H124L125 255V257H127V260L125 259V257H124V255H122V257H124V258H122L121 256V258L122 259H124L125 261H127V262H132L133 260H131V258H132V254L134 255V253H136L135 255H137V257H140V261L138 262L137 261V259H136V261L138 262H136L137 264H143V261L147 258V257H149L150 256V254L152 255V256H150L149 258H147L145 261H146V264H148L149 263V261H150V264H152V263H156L157 264V262H162V260L163 261H165V256H167L166 257V260H168V257H170L169 258V260L168 261H166L165 263L166 264H187V262H189L188 264H202V260L200 259V258H198V257H195L194 256V254L193 253H195V247H196V243H197V239H200V235H201V238L203 237V239L205 240V242L207 243V245H208V248L211 250V248H213L212 250L214 251H217V250H219V251H217V252H220L221 250H224V253H225V251L226 252H228V253H225L226 255L227 254H229L228 255V261L229 262H231L232 264H237L238 262L240 263V264H243V261H244V264H251L252 262L254 263L255 262V259L258 257V256H260V255H262V254H264V251L263 252H260V250L263 248H260V249H258L260 246H254V247H251V249L253 248H255V250H249V248H248V250L246 249V251H248V253H250L251 254V252H252V256H254V254H255V257H252V261L250 260V257H249V255L250 254H245V255H243L242 256V254H241V256L240 255H238V256H240V258L238 259V261H237V255H235L234 253H232V252H230V250H227V248L225 249V247L224 248H222L223 246H222V244H221V237L219 236V235H217L218 237L216 238V235H215V238H214V235H212L211 237H209L210 236V234H209V236L207 235L208 233H206V236H204L203 234H201L200 233V229H202L203 227H206L207 228V230H208V232L210 231V229L215 225H218V226H220L218 223H220L221 221H220V219H218V217H217V214L219 213H217V211H216V209L217 210H220V213H221V215H220V217L219 218H221V216L224 214H227V215H229V217H230V219H232V220H234V219H236L234 222H238V223H244L245 222V220H246V218L248 217V216H246L244 213H245V209H246V211L247 210H251L254 214L256 213V210H257V213L256 214H258V213H260V211L262 210V207L264 206V200H263V198H264V166H261V165H259L257 162H256V160L258 159V162L259 161H263L264 159V145L262 146L261 144V146L259 145V143H258V139H259V137H260V135H261V133L263 132V130H262V128H263V126H264V91L263 90H261L260 88H259V84H261L260 83V81H258V78L260 79V76H258L259 74H258V72H259V67L258 68H252V69H254V72H253V70L251 69V67H253L254 66V64L256 65L257 63H256V58H258L259 60H257V61H259V63H260V61H261V59L262 58H264V54H263V52L264 51H262V49H260V48H257L256 47V45L254 44V42H252L253 41V38H252V36H254L255 35V39H256V41H258V40H260L261 39V37H262V35H263V32H264V20L262 19V16L260 15V14H258L257 13V11L258 10H260V8H258V6H256L255 7V9H254ZM119 11V12H118ZM258 12H260V11H258ZM117 13V14H116ZM170 13H172V14H170ZM196 14H197V12H196ZM246 14V15H245ZM257 14H258V16H257ZM198 15V14H197ZM8 16H9V18H8ZM12 16V17H11ZM18 18H17V17ZM24 16H26V17H24ZM172 16V17H171ZM3 17V18H2ZM14 17V18H13ZM16 17V18H15ZM20 17V18H19ZM171 17V18H170ZM245 18V19H244ZM3 19H5V20H3ZM27 20V19H26ZM172 20V21H171ZM174 20V21H173ZM244 20H246L245 22H244ZM5 21V22H4ZM122 21H124V20H122ZM168 21H171V22H168ZM173 22V23H172ZM127 22H126V19H125V21L124 22H122V24H123V29H122V31H120L119 33H118V35H117V38H116V40L115 41H117L116 43L113 41V42H111V44L112 45H110V47H109V51L110 52H112L113 51V49H114V51L116 52L115 53V59H121V63L118 65V67H117V69H119L118 71L120 72V78H118V79H116V80H114L113 81V83H110V84H108V86H106V88H103L102 89V91H101V93L99 94V95H97L96 96V98L94 99V101L96 102H94L93 100H91V101H85L84 103L85 104H82V105H78V107L75 105L76 103V101L77 100H75L73 97L71 98L70 97V95H66V98L68 99V102H69V106H67L66 105V103L64 104L63 102H61L60 101V99H61V97H63V96H57L53 91H50V92H44V93H42V94H44L45 96H47V98H48V106H50L51 107V109L52 110H50V111H52V112H50V114L51 115H57V116H59L61 119H63L64 121L62 122V126H63V128H60V127H58V126H56V125H53L52 126V130H51V132H53V135L52 134H50L51 136H49V137H51V138H54V139H56V138H60V137H62L61 135L62 134H64L65 136H68V135H70V134H77V135H80V134H82V132H76V131H74V130H72L71 129V127H69V126H72V125H74L75 124V126H76V124H77V127L79 128V127H81V126H91V127H93V128H95L96 130H99V125H103V131L104 132H107V135H106V137L108 138V137H110L109 136V132H110V134L111 135H113V133H114V131L112 132L110 129H109V127L106 125V122H108L109 124H110V122H114V121H117V120H123V119H121L120 117L122 116V117H124V120H125V127L124 128H126V125L128 126L129 125V123L131 124V121L133 122V121H138V122H150V121H153V126H159V127H161V126H166L167 124L169 125V122L171 123H173L174 121H177L178 120V118L180 119V117L182 118L184 115H188L189 113L191 114L194 110H195V107L197 108V106H198V104L197 105H195L194 103H192V101L190 100V101H188V100H182L181 101V99L182 98H179V103L177 104V106L178 107H173V104H172V102H170L168 99H166L164 96H163V92L161 93V91H160V85H159V83H155L152 79V75L151 74H149L148 72H145L144 71V66H143V63H140L139 62V60H138V57H136V56H133V54L131 55L130 53H128V52H121V48H123L122 46H124V44L125 43H127L128 41H129V39H130V37H129V34L132 32V30L130 29L129 30V28L132 26V24H126ZM170 23V24H169ZM224 24V25H223ZM244 24H246V26L248 27H246ZM225 26H226V29H224L225 28ZM126 27V28H125ZM222 27H223V29H222ZM245 27L247 28V29H245ZM2 28L3 27H0V31H6V29L5 28H3V30H2ZM252 28V29H251ZM171 30V31H170ZM223 30H225V31H223ZM230 30V31H229ZM244 30H246V31H248V33L247 32H244ZM252 30H254L253 32H252ZM229 31V32H228ZM223 32V33H222ZM256 32V33H255ZM251 34V37L250 38H248L249 40H250V42H251V44L253 43V45L254 46H252V51H251V55H252V52H254L253 53V55L254 54H256L254 57H256L255 59L253 58L252 59V56H249V55H247V53L244 51V49L243 48H240V47H242V46H240L241 45V41L242 42H245L246 41V39H247V37L248 36H250V34ZM255 33V34H254ZM248 34V35H247ZM253 34V35H252ZM12 36V35H11ZM9 38H11V37H9ZM8 38V39H9ZM244 38H245V40H244ZM10 40V39H9ZM121 40V41H120ZM124 40V41H123ZM241 40V41H240ZM244 40V41H243ZM230 41V42H229ZM255 41V40H254ZM122 42V43H121ZM229 42V43H228ZM122 44V45H121ZM229 44V45H228ZM118 46V47H117ZM120 46H121V48H120ZM230 46V47H231ZM257 48V51H256V48ZM117 49V50H116ZM118 49H119V51H118ZM239 49V50H238ZM243 49V50H242ZM254 50V51H253ZM113 51V52H114ZM236 51H238V52H236ZM243 51V54L242 53H240V52H242ZM258 53V55H257V53ZM237 55H235V54ZM263 55H262V54ZM246 56V58L244 59V58H241L242 56L243 57H245ZM262 55V56H261ZM121 56V57H120ZM250 58H249V57ZM261 56V57H260ZM195 57V56H194ZM196 58V57H195ZM236 58V59H235ZM249 58V59H248ZM134 59V60H133ZM137 59V60H136ZM197 59V58H196ZM240 59V60H239ZM250 59L254 62V64H253V62H250ZM234 60V61H233ZM238 62H237V61ZM244 60H246L244 63H243V61ZM136 61V62H135ZM249 61V62H248ZM241 62V63H240ZM236 63H239V64H236ZM251 64V67L249 66V68L248 67H246V65L247 64ZM122 64V65H121ZM244 64V65H243ZM237 67V65H238V69L240 68H242V69H245L244 71H245V74L243 73L244 71L241 69V71L240 72H242L243 74V77L245 76V78L246 77H248V79H250L248 82L250 83V84H247V86L248 87H246V79L244 78V80L246 81L245 82V84H244V81L241 79L242 78V75H240V72H238L237 70V68H235V66ZM245 67V68H243V66ZM257 65H259V64H257ZM257 67V66H256ZM246 68L247 69H250V71L248 72L247 70H246ZM143 69V70H142ZM237 69V70H236ZM239 69V70H240ZM257 69V70H256ZM237 71V72H236ZM253 72V73H252ZM237 73L239 74V77L237 76ZM103 76H106V73H103ZM257 76H258V78H257ZM151 78V79H150ZM239 79L238 81L236 80V79ZM49 80V79H48ZM241 80V81H240ZM233 81H235V82H233ZM237 81V82H236ZM45 82H48L47 80L45 81ZM153 82H154V84H153ZM231 82V83H230ZM238 82H242V84H244L245 85V91H244V89H243V87H244V85L242 86V87H240V86H237L236 87V85H237V83ZM235 83H236V85H235ZM252 83V84H251ZM234 84V85H233ZM125 85V89H127V93H124V95H123V93H121L120 92V88L122 87V86H124ZM233 85V86H232ZM238 85H241V83H238ZM250 85L253 87H250ZM127 87V88H126ZM237 88H240V92L242 91H244V93H240L239 92V89H237ZM248 89V91H246L247 89ZM250 88H252L251 90H250ZM130 89V90H129ZM236 91H235V90ZM233 90L235 91V92H233ZM253 90V91H252ZM0 92L2 93V92H4V94L2 93V94H0L1 96H0V112H1V110H2V114H4L6 117H9L8 119V125H7V127H8V132H7V134L8 135H6V132H5V134L4 135H2L1 137H0V140L2 141V139H5L4 137H6V136H14V135H16L17 136V134L19 133V131L21 132V131H31V130H33L32 128L34 127H36V125H41V123H42V121H45L44 119H45V117L46 116H49V113H47V111L46 110H43V109H38V110H36L35 112H34V110L32 109V111H31V108H32V106L34 105V103H35V100H37L38 101V99H39V96H36V97H34V99L32 100V99H27V98H25L26 99V101L27 102H25V100H24V98L22 97V96H16L15 98L13 97V96H9V95H5V94H7V88L6 87H4V86H2V84L0 83ZM245 92H247V93H245ZM54 93V94H53ZM249 93H251L250 94V96L248 97V99L247 100H245V97H243L244 96V94H246L247 96H248V94ZM47 94V95H46ZM147 94V95H146ZM239 94H243V96L242 95H239ZM43 95V96H44ZM53 95V96H52ZM105 95V96H104ZM245 95V96H246ZM3 96V97H2ZM125 96V97H124ZM153 96V100H154V98H155V103L156 104H158V108L160 107V110H156L157 112H159V111H161V113L159 112V114L158 113H156V111L153 113V112H151L154 116H151L152 114H150V113H148L147 112V115H145L146 113H141V115H140V113H135L134 111H132L131 110V108H130V104H131V102L132 101H134L135 99H140V98H148V97H152ZM5 97V98H4ZM9 97V98H8ZM51 97V98H50ZM138 97V98H137ZM237 97L238 99H240L241 97H243V99L245 100V102L247 101L248 103H245V102H243V99L240 101V104H239V102L238 101H235V100H238L237 98L235 99V98ZM12 98V99H11ZM23 98V99H22ZM41 98V97H40ZM45 98V97H44ZM49 98H50V100H49ZM56 98V99H55ZM60 98V99H59ZM234 98V99H233ZM247 98V97H246ZM54 99V100H53ZM59 99V100H58ZM100 99V100H99ZM134 99V100H133ZM158 100H159V102H158ZM50 101V102H49ZM157 101V102H156ZM89 102V103H88ZM98 102V103H97ZM171 103V105L169 104V103ZM238 104H237V103ZM22 103V104H21ZM28 103H30V105L28 104ZM71 103V104H70ZM74 103V104H73ZM236 103V105H238L237 107H239L240 106V108H239V110L237 109V107H236V105H234ZM28 104V109H27V111H26V108H27V106L26 105ZM21 105V108L19 107ZM26 107V108H24V107ZM168 106H170V107H168ZM17 107V108H16ZM30 107V108H29ZM24 110H23V109ZM8 109H11V110H8ZM19 109V110H18ZM78 111H77V110ZM4 110V111H3ZM25 111V112H23V111ZM28 110L29 111H31V112H28ZM76 110V111H75ZM238 110V111H237ZM10 113H9V112ZM19 111H22L21 113L19 112ZM8 115H7V114ZM15 114V115H14ZM149 114V115H148ZM50 115V116H51ZM183 115V116H182ZM245 115V116H244ZM80 116V117H79ZM151 116V117H150ZM40 117V118H39ZM150 117V118H149ZM155 117V118H154ZM169 117V118H168ZM245 117H247V118H245ZM263 117V118H262ZM10 118H11V120H10ZM24 118V119H23ZM132 118V119H131ZM144 118H146V119H144ZM166 118V119H165ZM239 118V119H238ZM243 118H244V120H243ZM247 121H246V120ZM243 121V122H242ZM163 122V123H162ZM74 123V124H73ZM35 125V126H34ZM41 128H42V126H40ZM123 127V126H122ZM259 129H258V128ZM41 128H38L39 130H42ZM152 128H154V127H151V130H152ZM261 128V129H260ZM30 129V130H29ZM63 129V130H62ZM141 129H143L142 127H141ZM146 129H148V130H150V127H148L147 128V126H146ZM145 128H144V130H146ZM136 130H138V129H135V131ZM245 131V132H244ZM261 131V132H260ZM17 132V133H16ZM58 132V133H57ZM135 133V132H134ZM198 133H200V132H198ZM61 134V135H60ZM197 134V133H196ZM28 135V134H27ZM27 135H21L20 133L18 134V136L21 138V139H28L29 137V135L27 136ZM58 135V136H57ZM134 135V134H133ZM27 136V138H25ZM193 136H195V135H193ZM197 136H200V134L198 135L197 134ZM196 136V137H197ZM22 137H24V138H22ZM44 137H46V135L44 136ZM101 138L103 137L104 138V136L103 135H101L100 136ZM245 137V138H244ZM2 138V139H1ZM141 139H144L143 138V136L142 137H140ZM193 138V137H192ZM195 139V138H194ZM252 139V140H251ZM162 140H165V138H162ZM54 141V140H53ZM52 141V142H53ZM118 141V140H117ZM185 141V140H184ZM188 140H186V142H187ZM185 142V144H182V145H184V146H186L187 148L188 147H191V148H193V149H195L196 150V148L198 149V147L197 146H195L196 144L195 143H193L192 141H190V142H192L193 144H195V145H192V146H189L190 145V143H186ZM189 142V141H188ZM255 142V143H254ZM165 143V145L163 146V149H162V152L165 150V149H167V147H166V142H164ZM243 143V142H242ZM149 144V145H148ZM187 144H188V146H187ZM255 144V145H254ZM262 144H264V142L262 143ZM163 145V144H162ZM149 146H151V147H148ZM129 147H130V149H132V148H135V147H131V145H129ZM128 147V148H129ZM166 147V148H165ZM194 147H196V148H194ZM238 147V148H237ZM262 147H263V149H262ZM174 147H172V149H173ZM151 149V150H150ZM161 149H160V151H157V154L158 153H160L161 155H162V153H161ZM150 150V151H149ZM145 151V152H144ZM166 151H168V150H165V152ZM174 151V150H173ZM198 151V150H197ZM153 152V151H152ZM154 152H156V151H154ZM202 154H201V153ZM258 152H259V155H258ZM138 153H139V151H138ZM146 153V154H145ZM205 153V152H204ZM203 153V151H201L200 149H199V154H200V156L201 155H203V158L201 157V159H205L204 157L206 156V154H204ZM139 154H141V152L139 153ZM145 154V155H144ZM157 154H154L153 156H155L156 155V157H158V155ZM159 154V157H158V160H157V158L156 157H154V158H156V163L162 168V166H161V163L163 162V160H161V159H163V158H160L161 157V155ZM198 154V155H199ZM261 154L263 155L262 157H261ZM119 154H117V156H115L117 159L116 160H118V159H120L119 158V156H118ZM168 155V153L165 155V154H163L162 155V157L164 156V159L166 158L165 156H167ZM239 155H241V156H239ZM215 156V155H214ZM242 156H243V158H242ZM114 157V158H115ZM215 157H217V156H215ZM240 157H241V159H240ZM168 158V157H167ZM167 158L165 159V160H167ZM170 158V157H169ZM200 158V157H199ZM206 158H208V156L206 157ZM247 158V159H246ZM130 159H132L131 161H130ZM135 159H137L138 160V162H137V160H135ZM145 159V163L141 166V161H143ZM160 159V160H159ZM236 159V160H235ZM248 160L247 161V163L246 164H244L245 162V160ZM255 161H254V160ZM263 159V160H262ZM124 160V159H123ZM139 160H141L140 162H139ZM164 160V161H165ZM230 160H231V162H230ZM239 160H240V162H241V160H244L243 162H242V165L241 164H238L237 165V162L239 163ZM250 160H252V162L250 161ZM121 161H122V158H121ZM135 161H136V163H137V165H138V167L137 166H135V164H134V166H133V163H135ZM170 161V160H169ZM169 161H167V162H169ZM250 161V162H249ZM166 162V161H165ZM165 162H163V163H165ZM187 162L189 163V164H187ZM230 162V163H229ZM260 162V163H261ZM183 163H185V164H187V166L185 165V166H182V164ZM192 163V164H191ZM229 164V166H228V164ZM236 163V164H235ZM257 164V166L255 165V164ZM146 164V166L143 168V166ZM190 164L192 165V166H190ZM198 164H199V166H198ZM227 164V165H226ZM231 164L233 165V169H232V166H231ZM147 165L151 168H147ZM169 165H171L170 163L168 164V166L167 167H169ZM263 165V164H262ZM190 166V167H189ZM239 167L238 169H236L235 170V167ZM241 166V167H240ZM243 166H244V168H243ZM129 167H131V169L129 168ZM140 167V168H139ZM164 167H166L165 166V164L163 165V168ZM193 168L194 169V171L192 170L191 171V169L190 168ZM211 167V166H210ZM221 167V168H220ZM223 167L225 168L224 170H223ZM227 167L228 168H230V172L228 171V170H226L227 169ZM136 168V169H135ZM135 171H134V170ZM176 169V171H174ZM212 169V168H211ZM219 169H218V171H219ZM243 169V170H242ZM140 170V171H139ZM148 172H146V171ZM149 170V171H148ZM164 169H162V171H163ZM173 170V171H172ZM210 170V169H209ZM213 170V174H215V175H220L219 173H220V171L218 172V171H216L217 170V168L215 169V167H214V169H212ZM227 171L228 173H225L224 171ZM234 170V171H233ZM134 171V172H133ZM179 171V172H178ZM215 171H216V173H215ZM233 171V172H232ZM236 171H238V172H236ZM131 172H132V174H131ZM164 172V171H163ZM171 172V173H170ZM198 172V173H197ZM237 173V176H235V174L234 175H231V176H229L230 174L229 173ZM135 173L137 174V175H139V176H141V180H140V177H138L137 178V175H135ZM141 173V174H140ZM202 173V174H201ZM210 173V172H209ZM146 174H148V175H146ZM225 174H228V175H226V177L225 176H223V175H225ZM135 175V176H134ZM195 175H196V177H195ZM132 178H131V177ZM134 177L135 178H137V180H138V182H137V180L136 179H134ZM193 177H192V179H193ZM239 177V178H238ZM98 178H99V180H98ZM175 178V177H174ZM225 178V179H224ZM228 178V180L230 179L231 180V182L229 181L228 182V180H226ZM95 179L96 180H98V182L100 183H102V180L100 179V176H98V175H96V177H95ZM132 179V180H131ZM151 179H153V178H151L150 177V180ZM176 179V178H175ZM233 179V180H232ZM101 180V181H100ZM143 180V181H142ZM174 180V181H173ZM184 180H186V179H184ZM237 182H236V181ZM104 181V180H103ZM227 181V182H226ZM261 181V182H260ZM138 183V184H140V182H141V184L140 185H138V186H142L143 184H144V186H142V188H140L139 187V189L138 188H136L135 186L136 185H134L135 183ZM143 182V183H142ZM146 182V183H145ZM176 182H178V184L176 183ZM204 182V183H203ZM226 182V183H225ZM233 182H234V184H233ZM136 183V184H137ZM193 183V182H192ZM227 183H229V188H227L228 187V185L226 186V185H224V184H227ZM230 183H232V185L230 184ZM133 184V185H132ZM152 184V186H149V185H151ZM168 184V183H167ZM177 184V185H176ZM74 185V184H73ZM159 185L161 186V188L159 187ZM180 185H181V189L179 188L180 187ZM186 185V184H185ZM230 185H231V187H230ZM173 186L174 187H176V188H173ZM221 186H220V188H221ZM152 187V188H151ZM203 187V186H202ZM206 187H203L204 189H206ZM144 188V189H143ZM145 188H146V191H145ZM148 188V189H147ZM149 188H150V190H149ZM158 188V189H157ZM160 188V189H159ZM72 189H74V188H72ZM162 189V190H161ZM165 191H164V190ZM183 189V190H182ZM202 189V188H201ZM229 189V190H228ZM239 189V190H238ZM149 190V191H148ZM154 190V191H153ZM158 190H159V192H158ZM160 190H161V192L163 193H160ZM246 190H247V194H248V196L249 197H253V198H251L250 200H249V197H247L246 199H245V197L247 196V194H246ZM141 191V192H140ZM144 191H145V193L147 194H144L143 195V193H144ZM156 191H157V193H159L161 196V198L160 197H158L159 196V194H156V196L154 195L155 193H156ZM228 191V192H227ZM143 192V193H142ZM149 194H148V193ZM151 192V193H150ZM197 192H198V194H197ZM261 192H262V195H261ZM138 193H140V194H138ZM179 193V195H176V194H178ZM196 193V194H195ZM203 195H202V194ZM206 193V197L204 198V194ZM208 193V194H207ZM260 193V194H259ZM152 195V197H151V195ZM219 194V195H218ZM244 194V195H243ZM245 194H246V196H245ZM259 194V195H258ZM41 194H38V193H36V192H31V193H26L25 195H24V197L22 196V197H20V198H16V199H14L12 202H11V204H10V207H9V210H10V212L13 210V209H15V211L13 210L11 213H10V215H16L18 212H20L21 214H22V218L21 219H19V220H17L16 222H12V224H10V227H9V230H8V232H7V234H6V238H5V243H4V245L5 246H8V247H10V246H12V245H15V244H19L22 240H24V238L28 235V233H29V229H30V225L31 224H33V223H35V219H36V205L35 204H33V200H34V198H37V197H39L40 199H42L43 201H44V203L46 204V205H51V203H52V200L53 199H55V198H53V196L51 197V196H44V195H41ZM142 195V196H141ZM201 195H202V197H201ZM209 195V196H208ZM222 196H223V194H221ZM241 195H242V197H241ZM252 195H254V196H252ZM258 196V198H257V196ZM262 196L261 198L259 197V196ZM147 196V197H146ZM148 196H150V198H152L153 200H155L154 201V203H150L149 204V202H153V200L151 201H149V199H148ZM184 196V195H183ZM237 196H238V199L236 200H234V198H237ZM114 197V198H113ZM123 197V196H122ZM141 197V198H140ZM142 197H144V202H141V203H144V204H149L150 206L151 205H154V204H157V206H158V209L156 210L155 209V206H153V210L152 211H160V213L158 212V216H156V214H157V212H156V214H155V216L153 215L155 212H152L151 211V213H149V209H152V207L151 208H149L148 210H147V208H145V207H148V206H145L144 207V204H139V201L140 200H142ZM145 197L148 199V200H146L145 199ZM155 197V198H154ZM164 197H165V195H164ZM201 197V198H200ZM220 197V198H219ZM226 197V196H225ZM242 199H241V198ZM256 197V198H255ZM112 198V199H111ZM124 198H125V196H124ZM157 198V199H156ZM158 198H160V199H158ZM203 198V199H202ZM216 198V197H215ZM231 200H230V199ZM240 198V199H239ZM171 199V198H170ZM169 199V202H171L172 200H170ZM205 200V202L204 203H202V201H200V200ZM252 199H253V202H252ZM255 199H257V202L258 203H256L255 204V202H256V200ZM263 201H262V200ZM118 200V201H117ZM180 200V201H179ZM188 200H191L190 198L188 199ZM209 200V201H210ZM215 202V201H217V203H218V201H220L219 203H221V204H217V203H213L214 205H213V207H211V205H212V202L213 201ZM227 200H230V202L229 203H231V202H233V203H235V207H233V203H231L232 204V206L231 205H229L228 203H227ZM233 200V201H232ZM242 200V201H241ZM244 200V201H243ZM255 200V201H254ZM258 200H260V201H262V203H260V201H258ZM50 201V202H49ZM115 201H117V202H115ZM137 201V202H136ZM143 201V200H142ZM147 201H149L148 203H146ZM185 201V200H184ZM187 201V200H186ZM200 201V202H199ZM208 201V200H207ZM120 202H121V204H120ZM155 202H157V203H155ZM187 202H189V201H187ZM248 202H249V204H248ZM13 203V204H12ZM15 203V204H14ZM116 203V204H115ZM190 203H191V201H190ZM196 203V204H195ZM243 205V206H241V204ZM247 203V205H245ZM252 203V204H251ZM254 203V204H253ZM30 204H32V205H30ZM116 205V206H114V205ZM118 204H120V205H118ZM136 204L138 205H141V206H137L136 207ZM209 204H211V205H209ZM224 204V205H223ZM226 204L227 205H229L228 207L226 206ZM12 205V206H11ZM26 205V206H25ZM122 205V206H121ZM123 205H124V207H123ZM250 207H249V206ZM257 205V206H256ZM23 206H25L24 208H26V210L25 209H21V207H23ZM118 206V207H117ZM187 206H191V207H187ZM206 207L207 206V208H204V207ZM210 206V208H211V210H213L214 208H216V209H214L215 211H216V213L217 214H215V211L213 212V211H211L210 212V209L208 210V207ZM222 206V207H221ZM259 206V207H258ZM15 207V208H14ZM110 207V209H112ZM117 207V208H116ZM121 209H123V211H124V216L126 215V217H124V216H122L123 215V212H122V210H120V208ZM123 207V208H122ZM126 207V208H125ZM129 207V208H128ZM131 207V208H130ZM141 208L142 209V207H143V210H144V208H145V210L146 211H148V216L150 215V217H151V215H153V221H151V225H152V229H150V230H148L149 228L148 227H150L149 225V223L148 222H150L149 221V218L148 217H146V219L144 218V221H145V223L147 224V229H144V228H146V224L144 225V228H142L141 227V221L142 220H140V218L142 217V215L141 214H139V216H138V214L136 213V212H138V209L139 208ZM182 206H181V208H182V210H184V211H182V214H186V212H188V211H185V209L183 208ZM221 207V208H220ZM231 207L232 208H234L233 210L231 209ZM11 208V209H10ZM13 208V209H12ZM119 208V209H118ZM128 208V210H126ZM138 208V209H137ZM194 208H196V207H194ZM218 208H220V209H218ZM223 208H224V211H223ZM155 209V210H154ZM205 209H207V212L209 211L211 214H212V212H213V214H214V216H213V214H212V216L210 215L209 217H208V213L206 212V210ZM226 209H229V210H226ZM241 209V210H240ZM202 210H204V212H202ZM227 212H226V211ZM238 210H239V212L240 213H238ZM17 211V212H16ZM24 211V212H23ZM26 211V212H25ZM259 211V212H258ZM103 212V214L104 215H101V213ZM117 212H119V213H117ZM122 212V213H121ZM128 212V213H127ZM139 212H141V210H139ZM138 212V213H139ZM143 212H145V211H143ZM193 212H196V214L199 212V214H203L201 217H202V219H201V217H200V220H202V222L201 223H199L200 222V220L198 221V219H199V215H196V214H192ZM16 213V214H15ZM106 213H108V214H106ZM209 213V214H210ZM232 213L234 214V215H232ZM81 214H83V215H81ZM90 214V215H89ZM122 214V215H121ZM181 214V215H182ZM204 214L205 215H207L206 216V218L204 217ZM230 214H231V216H230ZM244 214V215H243ZM84 215H85V217H84ZM93 215H94V217H93ZM96 215V216H95ZM108 215V217H106V216ZM129 215H130V217H129ZM137 215V216H136ZM223 215V216H224ZM87 216H88V218H87ZM89 216H92L93 218H91V217H89ZM179 216V215H178ZM241 218H240V217ZM96 217H97V219H96ZM128 217L129 218H132L130 221H132L131 222V224H134L133 226L134 227H132V228H130L131 227V224H130V227L129 226H127L128 225V222L130 223V221H129V219H128ZM138 217H140V218H138ZM154 217H156V219L154 218ZM158 217V218H157ZM205 219H204V218ZM214 217V218H213ZM244 217H245V219H244ZM86 218H87V220H86ZM89 218H91V219H89ZM109 220H108V219ZM116 218L118 219L117 221H120V219H121V221L119 222V224H123L124 223V226H121L120 225V228L121 229H123L122 231H124L125 233H127L128 234V231L129 232H131V234L130 235H132L133 237H132V239H130L129 237H131V236H128L127 234H126V237H128V239H127V242H126V240H124L125 241V243L123 242L122 243V236L125 238V234H124V232H123V234H122V236H119V233H120V231H117V233L115 232L116 231V228H114V227H119V224L117 223L116 224ZM124 220H123V219ZM125 218H127V219H125ZM167 218H168V216H167ZM166 218V219H167ZM189 218H191L190 219V221H189ZM198 218V219H197ZM208 218L210 219L211 218V220H208ZM213 218V219H212ZM219 220V221H217V219ZM101 219H102V221H101ZM134 219H138L139 221H134ZM141 219H143V218H141ZM151 220H152V218H150ZM169 219V218H168ZM186 219V220H185ZM97 220V221H96ZM104 220H105V222H104ZM115 220V221H114ZM128 220V221H127ZM148 222H147V221ZM197 220V221H196ZM214 220H216V221H214ZM213 221V222H212ZM103 222V223H102ZM111 222H114L115 224L113 225V226H111L113 223H111ZM122 222V223H121ZM125 222H127V223H125ZM133 222H136V223H133ZM195 222V223H194ZM223 222V221H222ZM222 222H221V224H222ZM88 223H89V225H88ZM90 223H92V224H90ZM98 223V224H97ZM109 223H111L110 225H109ZM141 224V225H139V224ZM210 223H211V225H210ZM215 223V224H214ZM84 224V225H83ZM101 224H104V226L102 225V226H100ZM136 224H138V226L136 225ZM143 224H144V222H143ZM204 224V225H203ZM88 225V226H87ZM97 227H99L100 229H98V228H96V226ZM99 225V226H98ZM118 225V226H117ZM125 226H127V227H129L130 228V230H129V228L128 229H126L127 227H125ZM137 226V227H136ZM194 227V230H193V228H191V227ZM195 226L196 227H198V228H195ZM210 226H212V227H210ZM93 229H92V228ZM103 228V230H102V228ZM137 228L136 230L138 231H136V233H135V229L134 228ZM139 227H141V229L139 228ZM153 227H156V229H154V231H153ZM88 229V230H90V232H88V230H86V229ZM105 228L107 229V230H105ZM115 229V231L113 230H108V229ZM119 228V229H120ZM167 228V227H166ZM17 229V230H16ZM84 229V230H83ZM118 229V230H119ZM126 229V230H125ZM132 229H134L133 231H132ZM143 229L144 230H146V233L145 234H147V236L144 234V232H143ZM164 231V233L165 234H167V232H169V233H171L172 232V234H167V235H164L162 232V230ZM193 230V232L192 231H190V230ZM197 229H199V230H197ZM91 230H92V232H91ZM97 230H99V231H97ZM147 230L148 231H150V232H147ZM160 231V233H161V237L162 238H164V237H166L167 238V236H168V241H167V239H160L159 240V242H156V244L154 245V243L153 242H155V240L154 239H159L160 237L158 236L159 235V233H158V235L157 234H155V233H157V231ZM169 230V231H168ZM172 230V231H171ZM197 230V231H196ZM84 231H86V233L84 232ZM95 231H97V232H95ZM101 231H105V233L104 232H101ZM109 231V232H108ZM112 231V232H111ZM121 231V232H122ZM141 231V233L142 234H140L139 232ZM167 231V232H166ZM100 232H101V234H100ZM154 234H153V233ZM189 232H191V233H189ZM195 232V233H194ZM108 233V234H107ZM112 235V237L113 236H115L116 234H117V236H115V237H111V235ZM113 233V234H112ZM139 233V234H138ZM84 234H86V235H84ZM108 235V237H107V235L106 236H104V235ZM121 234V233H120ZM134 234V235H133ZM137 234V235H136ZM150 234H152V236L150 235ZM194 234V235H193ZM95 235V236H94ZM141 237H140V236ZM154 235H156V236H158V238L156 237V236H154ZM163 235V236H162ZM187 235H188V238L190 239L191 237L193 238L194 236H195V238L194 239H192L191 238V240H192V242L187 238ZM260 235V234H259ZM253 235L252 234V239L254 238V239H257V241H259V239H261L262 237L261 236H263L264 234H262V235ZM103 238V239H101V237ZM134 236H135V238H134ZM154 236V237H153ZM258 236H259V238H258ZM119 237H121V239L119 238ZM146 237H148V239L146 238ZM153 239H152V238ZM156 237V238H155ZM173 237V238H172ZM236 237V236H235ZM235 237H231V240L232 239H234V240H232V242H235V243H242V241L243 240H240L239 238H236L235 239ZM257 237V238H256ZM261 237V238H260ZM89 238V239H88ZM109 238V239H108ZM138 240H137V239ZM183 238L185 239V240H183ZM212 238H214L213 240H211ZM240 238L241 239H243L242 238V236H240ZM114 239V240H113ZM118 239H120L119 241H117ZM130 239V240H129ZM135 240L134 242L132 241V240ZM141 239V240H140ZM142 239H143V241H142ZM186 239L187 240H189L190 241V243H187L188 241H186ZM207 239H209L210 241H212V243L211 244H209L210 243V241H208ZM219 239V240H218ZM237 239H238V241H237ZM96 242H95V241ZM129 240V241H128ZM141 241V243H140V241ZM162 240H163V242H164V240L165 241H167V243L166 244H170V245H165V242L163 243L162 242ZM172 240V241H171ZM179 240V242H181V243H179V242H177ZM91 241H93L92 243L93 244H95L96 246H97V248H93V247H95V245L94 246H91V245H93L92 243H91ZM101 241H103L102 243H101ZM138 241V243H135V242H137ZM170 241V242H169ZM185 241V242H184ZM208 241V242H207ZM218 241V243H215V242H217ZM263 241H264V236H263ZM108 242V243H107ZM111 242H113V243H111ZM121 242V243H120ZM128 242H133V243H135V244H137V247L136 248H134L135 246H133V245H135V244H130V243H128ZM149 242H151L150 244H149ZM54 243V244H53ZM105 243V244H104ZM118 243V245H119V247L117 248L118 249V251H117V249L115 250V249H113L114 247H116V244ZM128 243V246H126V244ZM145 243H148V245H150L151 246V248H150V246L148 247V245L146 244V246H145V253L147 252V250H148V252H147V254H145L144 253V249H143V247H144V245H145ZM161 244L162 246L164 245V247L166 246V248H167V246L171 249L172 247L176 250L177 249V247H180L179 245H181V250H180V253H179V249L180 248H178L177 250H176V252L177 253H179L178 255H179V257H178V255H177V253H174L175 252V250L172 248L171 250L169 249V248H167V249H163V250H161L160 251V249L162 248V246H161V248H159L158 247V245L157 244ZM179 243V244H178ZM184 243H186L185 245H184ZM52 244L56 247V248H61V246H62V242L59 240V236L58 235H55V237H54V239L52 240ZM106 244H108V246L109 247H107L106 246ZM111 244V245H110ZM123 244V245H122ZM131 245V247L129 248V246ZM139 244H142V248L141 247H139L140 245ZM187 244H189V245H187ZM215 244H217V245H215ZM219 244V245H218ZM156 245H157V247H156ZM172 245V246H171ZM177 245V246H176ZM91 246V247H90ZM187 246L189 247V249L187 248ZM220 246V247H219ZM242 246V245H241ZM91 248V249H89V248ZM152 247H155V248H152ZM100 250H99V249ZM140 249V251L143 249V251H142V253H140V251H139V249ZM219 248V249H218ZM258 249V252H256L257 254H260V255H257L254 251H256L257 249ZM103 249V250H102ZM106 249H108L107 250V252H106ZM128 249H130V250H128ZM132 249H134V250H132ZM137 249V250H136ZM264 249V248H263ZM262 249V250H263ZM92 252H91V251ZM105 251V252H102V251ZM111 250H112V252H111ZM115 250V251H114ZM136 250V251H135ZM149 250H151L152 252L150 253L149 252ZM170 250V251H169ZM174 250V251H173ZM99 251H101V253L99 252ZM114 251V252H113ZM116 251H117V253H116ZM120 251V252H119ZM128 251V252H127ZM135 251V252H134ZM139 251V252H138ZM163 251V252H162ZM251 251V252H250ZM165 252V253H164ZM167 252V253H166ZM171 252V253H170ZM190 252V253H189ZM95 253H97V254H95ZM105 253H107V254H105ZM121 253V254H120ZM149 253V254H148ZM154 253L155 254H159L160 256H161V259H160V256H158L157 255V257H158V259H157V262L156 261H153V259H155V256L156 255H154ZM169 253H170V255L171 254H173L174 253V257H173V255L172 256H170L169 255ZM85 254V253H84ZM110 254H113V255H111V257H112V259L111 258H108V256H110ZM115 254L117 255V257L115 256ZM141 254H143V256L141 255ZM167 254V255H166ZM190 254H191V258H185V257H187V256H190ZM193 254V255H192ZM220 254H221V256H222V258H223V260L225 261V262H223V260L221 261L222 263H225V264H228L229 262L226 260V255H223V251H221L220 252ZM234 255V257H233V255ZM86 255V254H85ZM99 255H101V257H99ZM134 255V256H135ZM141 255V256H140ZM144 255H148L147 257H145ZM165 255V256H164ZM177 255V256H176ZM250 255V256H251ZM40 256V255H39ZM42 256H46V257H48L49 256V254H48V252H43V254H42ZM95 256V257H94ZM133 256V258L132 259H135V257ZM162 256H163V259H162ZM245 256H246V258H245ZM96 257H98L99 259H105L106 260V258H107V261H105V262H101V260H99L98 258V260H96ZM143 257H144V260H142L143 259ZM178 259H177V258ZM231 257H233L234 258V261L236 262V263H234V261H233V258L231 259ZM120 258V259H121ZM175 258H176V260H175ZM184 258H185V260L186 259H188V261L186 262L185 260H184ZM196 260H195V259ZM230 258V259H229ZM236 258V259H235ZM241 258H243V259H241ZM114 259V260H113ZM122 259H121V262H117L118 264H122V262L124 263L125 261L123 260L122 261ZM128 259H130V261L128 260ZM152 261H151V260ZM194 259V260H193ZM246 259H248V261H246ZM156 260V259H155ZM240 260V261H239ZM241 260H242V262H241ZM103 261V260H102ZM109 261V262H108ZM196 261H201V262H199V263H196ZM226 261H227V263H226ZM233 261V262H232ZM246 261V262H245ZM25 262V263H24ZM39 262V257L38 256H36V257H34L33 259H31V260H29V261H27V260H22V259H19V258H16V261H15V263L14 264H36V263H38ZM86 261H85V263L86 264H90L91 262H89V263H87ZM184 262H186V263H184ZM193 262V263H192ZM116 263V264H117ZM134 263V261L131 263V264H133ZM145 263V262H144ZM238 263V264H239ZM115 264V263H114ZM135 264V263H134ZM160 264V263H159ZM161 264H164V262H162ZM213 264H218V263H213ZM230 264V263H229ZM254 264H263V263H260V262H258V261H256Z\"/></svg>","mask_w":264,"mask_h":264}]
</instances>
